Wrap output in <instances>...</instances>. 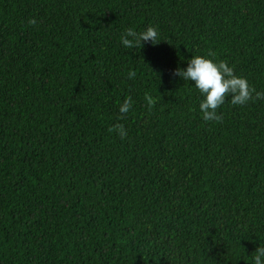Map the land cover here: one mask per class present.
I'll return each mask as SVG.
<instances>
[{
    "label": "trees",
    "instance_id": "trees-1",
    "mask_svg": "<svg viewBox=\"0 0 264 264\" xmlns=\"http://www.w3.org/2000/svg\"><path fill=\"white\" fill-rule=\"evenodd\" d=\"M197 55L264 92V0H0V264H252L264 99L206 122Z\"/></svg>",
    "mask_w": 264,
    "mask_h": 264
},
{
    "label": "clouds",
    "instance_id": "clouds-1",
    "mask_svg": "<svg viewBox=\"0 0 264 264\" xmlns=\"http://www.w3.org/2000/svg\"><path fill=\"white\" fill-rule=\"evenodd\" d=\"M31 23L35 24L33 20ZM159 39V31L156 27L149 26L146 30L136 32L133 29H128L121 36V44L125 48H142L144 44L151 42L157 44ZM136 73L129 71L128 79H134ZM184 82H194V88L202 97L199 103V110L203 119L207 121H219L220 116L217 114V109L225 103L226 96L231 95V104L244 106L253 99H264V92H255L251 88L247 79L234 74L233 67H230L227 62H216L213 59H208L203 56H193L187 63V68H177L174 73ZM132 107L131 97H128L119 106L121 118L128 114ZM110 132L116 131L121 137L126 135V131L122 125H116L109 129ZM252 264H264V244H261L250 257Z\"/></svg>",
    "mask_w": 264,
    "mask_h": 264
}]
</instances>
